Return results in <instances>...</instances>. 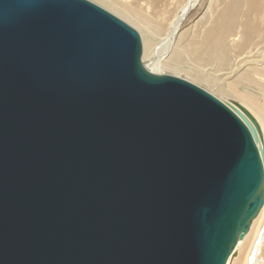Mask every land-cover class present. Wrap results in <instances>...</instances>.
<instances>
[{
    "label": "water",
    "instance_id": "1",
    "mask_svg": "<svg viewBox=\"0 0 264 264\" xmlns=\"http://www.w3.org/2000/svg\"><path fill=\"white\" fill-rule=\"evenodd\" d=\"M233 103L92 0H0V264H226L264 204Z\"/></svg>",
    "mask_w": 264,
    "mask_h": 264
},
{
    "label": "rangeland",
    "instance_id": "2",
    "mask_svg": "<svg viewBox=\"0 0 264 264\" xmlns=\"http://www.w3.org/2000/svg\"><path fill=\"white\" fill-rule=\"evenodd\" d=\"M92 1L106 9L108 5L114 8L122 17L114 14L124 21H127L124 16L133 15L148 28L154 30V35L157 32L154 36L155 39L148 37L146 33L147 38L152 40L151 45L146 49L144 46L146 36H144V41L140 36L142 60L144 61L156 50L162 37L159 34L164 33L168 21L179 10L184 0ZM262 1L259 11L261 13L257 19H259V23H263L260 24L259 29L254 33H248L247 30L241 28V23L246 16H244L245 6H239L231 25L227 27L229 34L223 47L209 57L205 53L206 47L200 45V39L229 0H197L181 21L174 36L173 52L169 55L172 59L169 60V63H175L179 70L167 69V73L191 80L223 100L246 104V107L252 109L259 116V122L263 123L264 87L261 82L264 83V74H257L254 71L257 66L264 67V0ZM132 27L141 35L134 25ZM197 74L204 75L206 81L196 77ZM219 88L223 91H219Z\"/></svg>",
    "mask_w": 264,
    "mask_h": 264
},
{
    "label": "bare ground",
    "instance_id": "3",
    "mask_svg": "<svg viewBox=\"0 0 264 264\" xmlns=\"http://www.w3.org/2000/svg\"><path fill=\"white\" fill-rule=\"evenodd\" d=\"M196 1L197 0H184L180 5L179 10L168 21L167 28L165 29L164 33H162V35L159 34L162 37L160 38V43L157 46L156 50L152 54L149 53L150 55H148L147 59L145 58L144 61L142 60L144 66L148 70L156 73H167L168 72L167 69L168 70L172 69L174 71L179 70L178 66L175 63L174 64L169 63V60H172L171 57H169V55L173 52L174 38H175L174 36L181 24V21L185 17L186 12L191 8V6ZM261 1L262 0H229L228 4L224 6L221 13L216 17V19L211 24V26L205 30L206 31L205 35L200 39V45L206 47V52H205L206 55L210 57L211 55H213L223 47V43L225 42V39L229 34V32L227 31V27L231 25L232 20L235 17L239 6L241 5L245 6L244 16H246V18L243 20L244 23L243 22L241 23V28L243 30H247L248 33H254L255 31H257L259 29L260 24L263 23V22L259 23V19H257L259 18V14L261 13L259 12L261 9L260 8ZM107 7H108L107 9L111 10L113 13L117 15L120 14V13L118 14L114 8L109 7V5ZM120 7L124 9V7L122 6ZM124 19H126L128 23L130 22L132 26L134 25L140 31L141 34L140 36H142L143 41H144V36H146L145 37L146 39L144 41V46L145 49L146 47L149 48L152 40L147 38V34L148 37L154 38L157 32H155L154 35L153 33L154 30L148 28L145 24H143L133 15L132 16L129 15V17H127L126 15L124 16ZM238 45L239 43L237 44V46ZM254 71L257 74L263 75L264 67L257 66ZM196 77L206 81L205 80L206 77L204 75L197 74ZM261 84L264 87V83L261 82ZM218 90L221 92L223 91L221 90V88H219ZM218 98L221 99L220 97ZM221 100L227 103L232 108L240 111L239 107L236 106L233 102L231 103L228 100H223V99ZM240 105L243 106L251 114V116H253L254 120L256 121L259 128V132H257L254 124L249 120L251 125L256 131V136H257L256 144L260 149V151L261 149L264 150V122L263 123L259 122V116L255 114L252 109L246 107V104L242 103ZM226 264H264V204L261 207L257 216L253 219L247 233L244 235V237L238 239L233 251L231 252V254L229 255L226 261Z\"/></svg>",
    "mask_w": 264,
    "mask_h": 264
}]
</instances>
